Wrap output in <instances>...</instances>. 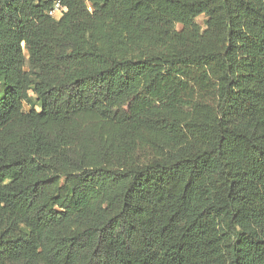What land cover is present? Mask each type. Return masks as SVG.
I'll use <instances>...</instances> for the list:
<instances>
[{"label": "trees", "instance_id": "1", "mask_svg": "<svg viewBox=\"0 0 264 264\" xmlns=\"http://www.w3.org/2000/svg\"><path fill=\"white\" fill-rule=\"evenodd\" d=\"M56 1L0 0V264H264V0Z\"/></svg>", "mask_w": 264, "mask_h": 264}, {"label": "built area", "instance_id": "2", "mask_svg": "<svg viewBox=\"0 0 264 264\" xmlns=\"http://www.w3.org/2000/svg\"><path fill=\"white\" fill-rule=\"evenodd\" d=\"M88 10L91 12L92 8L91 6H88ZM67 12V8L63 6L62 2L60 0H57L52 9L49 11V15L52 18L59 19L63 16V14Z\"/></svg>", "mask_w": 264, "mask_h": 264}, {"label": "rangeland", "instance_id": "3", "mask_svg": "<svg viewBox=\"0 0 264 264\" xmlns=\"http://www.w3.org/2000/svg\"><path fill=\"white\" fill-rule=\"evenodd\" d=\"M207 18L204 15H201L200 17H198L196 19V22L201 26L202 29H205V22H206ZM178 29H181V26H177ZM28 109V107H26Z\"/></svg>", "mask_w": 264, "mask_h": 264}]
</instances>
